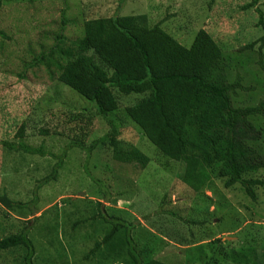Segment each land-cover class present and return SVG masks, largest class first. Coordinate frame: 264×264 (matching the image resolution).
<instances>
[{"label": "trees", "instance_id": "obj_1", "mask_svg": "<svg viewBox=\"0 0 264 264\" xmlns=\"http://www.w3.org/2000/svg\"><path fill=\"white\" fill-rule=\"evenodd\" d=\"M51 1L56 0H0V11L12 5ZM58 1L65 9L70 0ZM215 1L209 0V6ZM64 9L52 45L38 57L33 56L28 68L42 67L56 86L73 91L86 100L88 107L83 109L88 114L86 122H79L77 119H82L83 113H77L75 123H81V127L76 125L68 134L53 135L66 137L57 154L46 152L43 144L38 148L26 145L23 142L24 124L16 132L14 141H0V151L5 158L27 155L49 165L48 174L37 183L36 190L57 180L67 166L63 160L68 153L83 155L84 177L94 188L92 191L93 188L87 185V196L92 194L96 202L88 201V205H92L91 218L70 223L71 230H81L88 222L91 231L95 223L104 227L92 233V238H101L92 242L82 261L89 264H175L166 259L144 258L143 255L150 251L139 250L132 237L135 227L120 216H104L99 201L112 199V193L87 171V164L98 150L106 148L110 149L116 165H135L141 169L148 166V155L132 145L123 148L120 144L124 143H119L120 129L126 121L152 146L153 154L165 162L163 167L169 163L182 166L178 184L186 192L202 194L209 186L217 184L225 190H239L252 203H261L259 192L264 190V124H261L264 119V0H249L241 7L244 13L254 11L257 16L255 29H260L263 34H256L258 38L253 42L229 54L223 52L203 29L196 33L188 48L184 47L163 30L164 21L151 24L147 13L84 19L80 38L70 41L64 34L68 24ZM0 38L8 39L2 31ZM250 63L259 68L255 67L251 72ZM241 94L246 104L235 105L234 99ZM117 112L122 114L123 122L114 118ZM95 117L101 118L109 131L88 145L87 126ZM47 158L55 163L51 165ZM39 170L37 166L35 171ZM166 196L162 197L163 201ZM128 198L126 196L125 200ZM69 200L71 204L77 202L72 198ZM36 201V198L26 203L13 201L0 192V264H35L29 228L24 227L16 234H4L13 227L5 220L9 218V212L18 219H25L30 214L34 217ZM82 201H87V197ZM75 213L79 215V212ZM244 221L240 215H235L227 232L236 231ZM186 223L201 230L200 236L194 238L192 235L188 241L193 249L188 251L184 264H216L213 258L206 261L207 244L204 242L221 244L222 231L217 233L209 229L207 220ZM243 247L226 251V261L264 264V251L258 257L255 242Z\"/></svg>", "mask_w": 264, "mask_h": 264}, {"label": "rangeland", "instance_id": "obj_2", "mask_svg": "<svg viewBox=\"0 0 264 264\" xmlns=\"http://www.w3.org/2000/svg\"><path fill=\"white\" fill-rule=\"evenodd\" d=\"M248 2L216 0L213 6H209V0H70L64 9L61 1L56 0L3 7L0 11V31L8 39L0 38V141H14L16 132L24 124L23 142L26 145L38 148L43 144L46 152L57 154L66 137L53 135L68 134L76 125L82 126L79 122H86L88 114L83 112L88 107L86 100L73 91L56 86L42 67L28 68L33 56L38 57L52 45V38L61 25L63 9L66 10L64 18L68 21L64 34L70 41L80 38L84 19L147 13L151 24L164 21L162 29L184 47L188 48L196 33L203 29L223 52L229 54L253 42L258 38L256 34H263L260 29H255L257 16L254 11L244 13L241 9ZM255 67L259 68L249 64L251 72L255 71ZM243 86L246 84L243 83ZM234 103L246 104L245 97L241 94L234 99ZM77 113H83V117L75 123ZM114 118L124 121L119 112ZM123 124L119 143L124 144L120 145L123 148L132 145L148 155V166L141 169L135 165H116L110 149L105 148L91 157L87 171L112 193V199L99 201L104 216H120L135 227L132 237L136 239L139 250L144 253L150 251V254L143 255L144 258L166 259L175 264L187 262L188 251L193 249L188 241L192 235L194 238L200 236L201 230L197 226L190 227L186 223L189 220H207L210 222V225L207 224L209 229L217 233L222 231L221 244L204 242L207 244L206 261L213 258L216 264H231L226 261L225 252L231 248H244L246 243L251 245L252 242L256 243L260 257L264 251V190L259 192L261 203H252L239 190H225L217 184L209 186L202 194H190L178 184L182 166L169 163L163 167L165 162L153 154L154 149L143 140L137 129L126 121ZM261 124H264V119ZM87 128L88 145L109 131V126L98 117ZM47 159L51 165L55 163L51 158ZM63 161L67 166L57 180L36 190L37 183L48 174L49 165L44 160L27 155L5 158L0 151V192L13 201L23 203L37 199L34 217L30 214L25 219H18L9 212L10 216L5 220L13 227L4 234H16L24 227L29 228L32 232L29 239L35 249V264H89L82 261V257L91 249L92 242L101 238H92V233L104 227L95 223L91 231L88 222L81 230H71L73 222L91 218L92 205L89 206L88 201L96 200L92 194L87 196L86 188L92 187V184L84 177L83 155L68 153ZM37 166L40 167L38 172L35 171ZM165 195L167 199L163 201ZM126 196L130 198L125 200ZM86 197L87 201H82ZM71 198L77 202L71 204ZM76 211L79 215L73 214ZM235 215H240L245 221L236 231L228 233Z\"/></svg>", "mask_w": 264, "mask_h": 264}, {"label": "clouds", "instance_id": "obj_3", "mask_svg": "<svg viewBox=\"0 0 264 264\" xmlns=\"http://www.w3.org/2000/svg\"><path fill=\"white\" fill-rule=\"evenodd\" d=\"M182 173V172H181Z\"/></svg>", "mask_w": 264, "mask_h": 264}]
</instances>
